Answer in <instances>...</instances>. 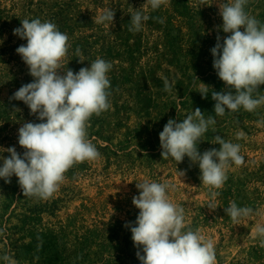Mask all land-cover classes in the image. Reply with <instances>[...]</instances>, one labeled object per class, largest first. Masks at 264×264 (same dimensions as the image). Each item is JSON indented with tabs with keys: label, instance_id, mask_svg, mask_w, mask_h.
Returning a JSON list of instances; mask_svg holds the SVG:
<instances>
[{
	"label": "rangeland",
	"instance_id": "rangeland-1",
	"mask_svg": "<svg viewBox=\"0 0 264 264\" xmlns=\"http://www.w3.org/2000/svg\"><path fill=\"white\" fill-rule=\"evenodd\" d=\"M145 0H0V147L18 144L24 122L39 123L22 102L10 99L30 83L29 69L16 53L26 40L13 34L20 20L40 18L55 23L69 37L63 64L78 72L97 57L112 63L111 107L93 115L88 138L101 156L74 165L59 189L47 200L23 195L17 177L0 179V257L10 255L15 264H140L131 231L139 210L132 204L139 195L136 183L168 182L172 203L185 209V228L199 230L211 239L215 264H264V247L255 236L253 216L239 224L224 208L235 202L264 213V105L255 112L242 108L215 116L212 89L225 85L213 69L210 49L222 25L216 0H167L159 10L143 7L151 17L142 31L130 32L129 10ZM111 9L114 26L98 24L96 17ZM246 10L264 23V0H248ZM243 30V29H241ZM223 38L228 35L219 31ZM81 50L79 56L76 49ZM79 60H83L81 63ZM69 62V63H68ZM196 77L199 79L197 80ZM172 86L164 90L165 81ZM210 86L202 98L201 82ZM264 94V85L260 86ZM196 108L207 118L214 115L215 129L198 145L201 153L216 148L215 135L241 145L243 165L231 164L228 179L213 201L201 184L198 165L188 157L182 163L163 160L159 133L169 118L180 122ZM244 135L238 138V134ZM8 156L7 152L3 153ZM178 170H183L181 177ZM214 208H209V203ZM0 264H6L0 259Z\"/></svg>",
	"mask_w": 264,
	"mask_h": 264
},
{
	"label": "clouds",
	"instance_id": "clouds-1",
	"mask_svg": "<svg viewBox=\"0 0 264 264\" xmlns=\"http://www.w3.org/2000/svg\"><path fill=\"white\" fill-rule=\"evenodd\" d=\"M166 3L167 0H145L141 7H132L128 30L142 31L149 19L164 23L162 17H151L142 9L149 7L157 11ZM247 3L248 0H216L222 25L218 26L216 43L210 52L213 69L225 87L217 92L200 81L197 91L206 99L209 88L212 89L215 116L236 113L241 108L255 112L264 105V94L260 91L264 85V23L246 10ZM114 17L113 10L105 9L96 17V23L114 26ZM20 24L13 34L27 43L15 51L33 79L10 99L22 101L40 122H24L19 127L18 144L24 149L22 154L15 146L0 147V179L10 183L15 176L24 196L47 200L59 189L70 168L101 156L88 138L87 125L93 115L99 116L111 107L108 74L113 65L97 57L90 67H81L78 72L67 67L65 70L63 61L71 47L67 33L60 31L55 23L40 18H26ZM219 31L228 35L222 38ZM75 51L77 56L81 54L79 48ZM164 90L172 91L167 80ZM215 125L214 115L206 118L196 108L180 122L169 118L159 133L162 159L171 158L179 164L188 157L191 164L198 165L201 184L209 188L213 201L220 195L213 189H221L228 179L227 167L245 163L240 155L241 145L226 141L220 135H215L212 143L218 144L219 149L199 151L202 137L210 128L215 132ZM243 135L239 133L238 138ZM178 172L181 177L185 175L183 170ZM136 188L139 195L133 196L132 204L139 212L135 221L127 222L125 227L131 231L140 264H215L213 241L199 230L186 229L184 207L169 199L167 193L175 189L173 184L145 180L136 183ZM208 207L214 208V204L210 202ZM224 212L235 224L253 216L260 217L255 224V236L264 247V213L249 206L239 207L234 201ZM0 259L6 264H15L8 254Z\"/></svg>",
	"mask_w": 264,
	"mask_h": 264
}]
</instances>
